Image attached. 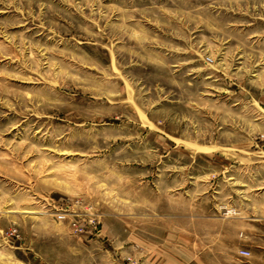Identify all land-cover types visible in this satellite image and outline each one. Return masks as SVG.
<instances>
[{"label":"rangeland","instance_id":"obj_1","mask_svg":"<svg viewBox=\"0 0 264 264\" xmlns=\"http://www.w3.org/2000/svg\"><path fill=\"white\" fill-rule=\"evenodd\" d=\"M202 261L264 264V0H0V264Z\"/></svg>","mask_w":264,"mask_h":264},{"label":"built area","instance_id":"obj_2","mask_svg":"<svg viewBox=\"0 0 264 264\" xmlns=\"http://www.w3.org/2000/svg\"><path fill=\"white\" fill-rule=\"evenodd\" d=\"M67 217H68V215H66V212H62V213H59V214L57 215V219H58L59 221H62V222L68 221ZM71 226H72L76 231H81L80 227L77 225L76 222H74V221L71 222ZM240 254L243 255V256H246V257H248V256L250 255V253H249L248 251H241ZM127 261L130 262V263H132V259H131V258H127Z\"/></svg>","mask_w":264,"mask_h":264},{"label":"crops","instance_id":"obj_3","mask_svg":"<svg viewBox=\"0 0 264 264\" xmlns=\"http://www.w3.org/2000/svg\"><path fill=\"white\" fill-rule=\"evenodd\" d=\"M145 264H152V263H149V262H146ZM198 264V263H197ZM201 264H204V261H202V263Z\"/></svg>","mask_w":264,"mask_h":264},{"label":"bare ground","instance_id":"obj_4","mask_svg":"<svg viewBox=\"0 0 264 264\" xmlns=\"http://www.w3.org/2000/svg\"><path fill=\"white\" fill-rule=\"evenodd\" d=\"M29 213V212H28ZM34 212H32V214H33ZM30 214V213H29Z\"/></svg>","mask_w":264,"mask_h":264}]
</instances>
